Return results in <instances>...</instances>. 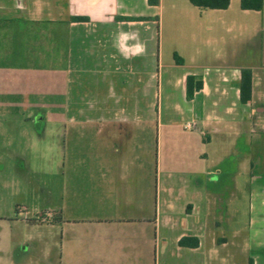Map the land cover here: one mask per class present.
<instances>
[{
	"label": "crops",
	"instance_id": "obj_1",
	"mask_svg": "<svg viewBox=\"0 0 264 264\" xmlns=\"http://www.w3.org/2000/svg\"><path fill=\"white\" fill-rule=\"evenodd\" d=\"M240 261L264 264V6L0 0V264Z\"/></svg>",
	"mask_w": 264,
	"mask_h": 264
},
{
	"label": "trees",
	"instance_id": "obj_2",
	"mask_svg": "<svg viewBox=\"0 0 264 264\" xmlns=\"http://www.w3.org/2000/svg\"><path fill=\"white\" fill-rule=\"evenodd\" d=\"M192 5L201 9L210 10H226L230 5V0H190ZM148 3L152 6L159 4V0H148ZM264 6V0H241L242 10L262 11ZM73 21L82 22L87 21L86 18L75 17ZM177 64L182 65L183 60L178 55L174 56ZM202 82L197 81L196 78L190 76L187 80V98L192 100L196 91L202 88ZM252 98V71L249 69L242 70V82L240 90V99L243 104L248 103ZM182 247L197 248L200 243L198 239L183 238L179 242ZM252 264V263H250Z\"/></svg>",
	"mask_w": 264,
	"mask_h": 264
},
{
	"label": "rangeland",
	"instance_id": "obj_3",
	"mask_svg": "<svg viewBox=\"0 0 264 264\" xmlns=\"http://www.w3.org/2000/svg\"><path fill=\"white\" fill-rule=\"evenodd\" d=\"M240 203H242V202H240ZM240 203L238 202L235 205L240 210L239 213H238V221L236 222L238 228L243 226V223L245 221L243 205H241ZM239 263L241 264L242 262L240 261Z\"/></svg>",
	"mask_w": 264,
	"mask_h": 264
},
{
	"label": "built area",
	"instance_id": "obj_4",
	"mask_svg": "<svg viewBox=\"0 0 264 264\" xmlns=\"http://www.w3.org/2000/svg\"><path fill=\"white\" fill-rule=\"evenodd\" d=\"M186 128L189 129V128H192V126L190 124H187L186 125ZM40 220H49L50 219V214H47L45 216H42L39 218Z\"/></svg>",
	"mask_w": 264,
	"mask_h": 264
}]
</instances>
